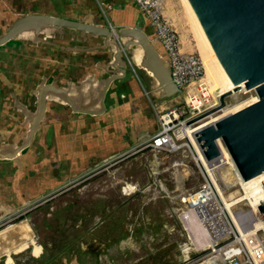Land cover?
Here are the masks:
<instances>
[{
	"label": "rangeland",
	"instance_id": "obj_1",
	"mask_svg": "<svg viewBox=\"0 0 264 264\" xmlns=\"http://www.w3.org/2000/svg\"><path fill=\"white\" fill-rule=\"evenodd\" d=\"M65 5V0H0V15L4 18L1 24L26 12L52 15L51 13H61L62 6L72 8L70 4ZM133 15L135 19H140L133 5L128 4L124 12L111 11L106 17L111 24L120 25L121 20L133 19ZM166 15L177 30L184 49L196 53L201 60V43L181 0H172ZM102 21L106 24L103 17ZM23 46L29 49L27 55L23 51H10L17 47L16 44L0 48V89H6L7 92L9 86V90H19L21 86L22 99L30 106L33 105L32 98L26 97L30 88L23 90L22 85L23 79L37 60L40 62L38 71L43 70L47 60L54 64L58 61L57 66L60 68L69 67L67 65L70 63L78 69L81 64L84 73L94 72L95 57L105 60L102 54L81 57ZM128 67V73L133 79L137 80L139 76L144 79L138 71L136 73L133 68V72L129 65ZM17 70L21 72L20 79L15 76ZM19 80L22 81L18 82ZM138 86V101L143 100L149 107L146 113L153 115V118L145 120L148 128L154 126V120L157 124V112L172 109L181 103V97L177 96L150 103L147 88ZM210 90L213 91L211 87ZM255 96L253 90L230 94L224 99V108L231 110ZM14 113L10 101L5 100L3 108H0V132L15 131L19 138L23 130L18 126L14 127L18 122V116ZM136 116L142 117V113H137ZM206 121L204 119L197 126ZM137 131L136 128L130 132V136H134ZM156 131L155 127L151 133ZM130 143L134 144L135 140ZM116 145L115 141L114 146ZM113 151L108 147L105 153ZM190 154L189 148L184 146L172 154L141 148L129 149L117 153L112 157L117 156L116 158L106 163L100 162L93 166L90 172L67 181L70 188L62 194H55L57 188L34 189L31 194L22 187L23 178L20 173L14 172L12 175L11 163L0 162V202L14 209L11 214L0 218V222L7 223L0 230L17 221H11L15 213L27 212L30 208L33 209L19 220H28L34 230V238L20 250L12 247L8 251H0V264H178L181 259L178 248L185 242L182 225L178 222L177 209L182 206L179 195L183 190H197L203 182L202 174ZM21 156L19 160L23 162ZM223 171L226 173L216 172L215 182L220 191L222 185H229L225 199L237 200L239 197L236 195L233 172L229 168ZM24 177L29 179L30 176ZM131 187H135L134 193L128 190ZM48 198L51 199L47 200ZM186 228L194 233L192 228ZM198 245L205 247L201 241ZM40 249L41 256L38 255Z\"/></svg>",
	"mask_w": 264,
	"mask_h": 264
},
{
	"label": "water",
	"instance_id": "obj_2",
	"mask_svg": "<svg viewBox=\"0 0 264 264\" xmlns=\"http://www.w3.org/2000/svg\"><path fill=\"white\" fill-rule=\"evenodd\" d=\"M109 1L134 4L133 0H92L87 2L86 13L79 19L26 12L1 24L4 18L0 15V47L16 42L73 56L99 53L105 58L93 64L94 72H87L74 82L64 83L59 82V78H51L47 83L48 77H41L31 90L35 100L33 112L11 92L12 109L21 113L26 128L19 138L15 131L0 132V161L14 164L20 161V154L31 145L50 105L67 107L75 115L101 116L106 109L105 99L110 85L120 79L118 74L129 71L128 61L145 79L150 103L179 94L171 82L169 60L156 40L151 22L142 14V28L124 26L112 31L101 21L98 8V3L106 6ZM187 2L217 62L234 86L232 91L237 92L243 86L245 90H253L258 98L256 102L203 127L194 138L208 162L220 156L219 141L240 179L251 180L264 174V0ZM230 94V91L220 94L218 106L197 120L221 110L224 99ZM151 135L149 132L143 134L130 150ZM90 171L88 169L84 174ZM257 208L264 220V203ZM13 211L8 204L0 202V218Z\"/></svg>",
	"mask_w": 264,
	"mask_h": 264
},
{
	"label": "built area",
	"instance_id": "obj_3",
	"mask_svg": "<svg viewBox=\"0 0 264 264\" xmlns=\"http://www.w3.org/2000/svg\"><path fill=\"white\" fill-rule=\"evenodd\" d=\"M171 1L133 0L155 30L156 40L169 60L171 82L179 90L177 97H181V103L177 106L157 112V131L136 148L169 154L177 152L182 146L188 148V134L194 136L199 131H194L200 120L197 119L215 109L220 97L206 84L199 56L184 49L177 30L166 15ZM98 8L106 21L105 25L113 31L115 27L106 17L109 7L98 3ZM128 65L134 72L129 61ZM209 164L214 177L223 166L233 172L239 198L230 206V211L226 209L221 195L226 194L229 185H222L220 193L211 178L202 172L203 182L197 190L181 192L179 198L182 206L177 210L185 242L178 248L181 258L178 264H264V220L259 211L257 214L251 211L246 198L249 193L255 195L258 182L243 188L236 171L229 164H222L221 152ZM263 183L264 178L259 184ZM132 188L134 193L135 187ZM256 199L258 206L264 203L260 197ZM186 226L192 228L194 233H190ZM199 241L205 247H200Z\"/></svg>",
	"mask_w": 264,
	"mask_h": 264
},
{
	"label": "flooded vegetation",
	"instance_id": "obj_4",
	"mask_svg": "<svg viewBox=\"0 0 264 264\" xmlns=\"http://www.w3.org/2000/svg\"><path fill=\"white\" fill-rule=\"evenodd\" d=\"M9 44L17 45L15 49L11 48L10 51L16 53L17 51L18 52L20 51V53H22L23 51V54L26 53L27 55L29 49L24 47L22 44L16 42H10L6 45ZM36 49L37 48H35L34 50ZM91 54H94L95 56L98 55L99 53H91ZM83 55H89V53L79 54V56L81 57H84ZM96 58L97 57H95L96 61L101 60ZM39 64L40 62H38V60L34 62L32 67L30 68V71H28L27 77L23 79V85H22L23 90L30 88L29 89L30 91L28 90L26 92L27 93L26 97L32 98L33 105L30 106V104L26 103V100L22 99L20 93L21 86L19 90H17L16 88H15L16 90L14 89L9 90L10 88L9 86L7 92H5L6 89L4 91L0 89V99H1L0 108H3L4 102L7 99L10 101L12 108L13 99L11 97V92H13L14 95L17 97L18 101L22 105H26V107L29 110H31L32 112L34 111L35 100L31 95V90L37 86V84L41 80V77L46 75L48 77L47 82H49L50 79L52 78V75L58 69H60L59 66L55 68V64H53V61L51 62L46 60V66L43 68L42 71H38ZM80 65H78L79 68ZM20 73L21 72L18 70L15 72L16 78L20 79L19 76ZM118 75H121L120 79L113 81L112 84L110 85L108 95L106 96L105 99L106 109L101 116L88 117L85 115H75L72 114L71 110L68 109L67 107L56 106V105L49 106L45 114L44 122L40 123L39 129L34 135L31 145L20 154L22 155L21 157L23 159V162L20 161L17 164H13V162H10L11 165L13 166L12 175L14 174V172L20 173V177L23 178L22 187L27 189L28 192L32 194V191L34 189L42 190L44 188H48V189L57 188L55 194H62L64 191L70 188V185L67 186L66 184L67 181L73 180L74 178H78L80 177L79 175H84L86 169H88L90 166L92 167V165H96L98 162L95 161L93 158L95 152L87 151V150L85 152V150L79 149V145L89 144V142H91L92 139L95 138V135L92 134V131H94V133L100 132L99 127L102 124L104 125L106 123V125L109 126V128L104 131L107 132L106 136H102V138L107 139V141L105 142L106 144H108L109 142L108 140L110 139L111 147H114L115 141L117 145H119L121 142L130 145L131 141L133 140L136 141L146 132L151 133V130H153L155 127L157 128V124L155 120H154V126H151L149 128L146 127L145 120L153 118V115L152 113H150L149 116V114L146 113L147 111H149L148 109L149 107L146 106L143 100H139L138 102L130 104L128 106L127 105L123 106L118 112L117 110H113V108L111 107H107V102L109 98L113 99L114 104H117L119 101H122L120 100L121 97L123 98V101L128 102L129 100H131L133 96L139 95L140 91L138 85L147 87L146 81L144 79L143 80L140 79V76L139 77L137 76L138 79L135 80L127 71L124 74H118ZM141 78L143 77L141 76ZM21 81L22 80H19L18 82ZM25 84H28V86L26 87ZM137 113H142V117L136 116ZM14 114L18 116L17 117L18 122L15 124L14 127L18 126L19 129L22 130L25 129L26 125L23 124V117L21 113L15 112ZM136 128L138 129L137 133L134 134V136L132 135L131 137L130 132H132ZM72 131H74V133L76 134V136L73 139V144L75 145L76 149L75 151L72 152V154H74V158L81 157L82 162L81 161L77 162L73 158H67L70 153V151L68 150V142H69L68 140L70 139L69 135ZM52 149H55L53 153H52ZM82 151H84L86 155H84ZM96 156L99 158L101 157L99 154H96ZM109 156L104 155V157L106 158ZM101 158H103V155ZM78 166L83 167L82 170H79L82 171L81 173L76 172V168ZM25 175L30 176L29 179H25L28 178V177H24ZM55 194H51V195L55 196ZM51 198H48L47 200H50ZM32 209L30 208L27 212L15 213L14 216L11 218V221L12 220L13 221L17 220V221L11 224H19V223L30 224L28 220H19V219L22 218ZM6 224H7L6 221L0 222V227ZM33 231L34 230L32 229V231L29 232V234L25 235L26 239L21 240L20 242H18L17 245L14 244L15 242L14 239L13 242H10V245L7 244V246H2L1 248L4 249L12 248V247L18 248L20 246L28 244L27 242H29L31 238H34ZM36 241L38 243L37 236H36Z\"/></svg>",
	"mask_w": 264,
	"mask_h": 264
},
{
	"label": "bare ground",
	"instance_id": "obj_5",
	"mask_svg": "<svg viewBox=\"0 0 264 264\" xmlns=\"http://www.w3.org/2000/svg\"><path fill=\"white\" fill-rule=\"evenodd\" d=\"M181 2L183 4V7H185V10L188 13L190 20L192 21L194 30H195L196 35L198 37L197 39L201 43V45L199 46V55L201 57L202 65L204 67V80H205L206 84L208 86H210L213 91L218 92L219 93L218 95L224 94L227 91L232 92V94H236L237 92H242V91L245 92L246 90L243 88V86H241V89H239V91H237V92L232 91V90H234V86L232 85V83L230 82V80L228 79V77L226 76V74L224 73L222 68L220 67L219 63L217 62V60H216V58H215L207 40H206V38H205V36H204V34H203L199 24H198L193 12H192L187 0H181ZM257 100H258V98H257V96H255L251 100H249L248 102L240 104L239 106L236 105L235 108H233V109L230 108L231 110H228V111L223 107L221 110H218V111L200 119L199 122L197 123V125L201 121H203L204 119H207V121L204 122L203 124H200L199 126L196 125V128L194 129V131L197 132L198 130L202 129L203 127H205L207 125L214 124L215 122H217L222 117H224L228 114L234 113V112L256 102ZM230 101H231V99H230ZM217 112H220L221 114L219 113L218 115H216L215 113H217ZM217 145H218L219 150L221 152L222 164H225V165L229 164V166H231L232 169H234V166L232 164V161H231L229 154L227 153L226 149L223 147V145L219 141L217 142ZM187 146L190 150V153H191L190 155H191L192 160L195 163L197 162L196 165H197L199 171L202 172L203 174H205V176L208 175L209 178H211V180L215 183L216 187H218L216 182H215L214 176H213V171L210 168V164H209L210 162H208L204 159L202 152L199 149V146L196 143V140H195L193 134H188ZM179 165L180 164H177V166H179ZM226 169H227L226 166L219 168V170H221V174L226 173L225 171H223ZM234 171H235V169H234ZM263 178H264V174L259 175L255 178L251 179V180H248V181H242L240 179V184L242 185L243 188H246L247 186H250V185L258 182V187L255 190V195L253 193H249L246 195V198H247V200H249V203L251 205L250 206L251 211L254 212L255 214H257V212H258L257 206L259 204L257 202L256 197L257 198L260 197V201H264V183H263V185L259 184V182H261V180ZM132 189L133 188L131 187L128 190L131 191ZM163 190H164V188H163ZM219 192H220V190H219ZM230 198H232V197H230ZM221 199H222V202L224 203L225 208L228 209L229 211H230V206H232L236 202V200H232V199H230L229 201H226L223 195H221ZM261 224L262 223H258V225H261ZM31 231H32V227L30 224L19 223V224H11V225L7 226L6 228H4L3 230L0 231V248L2 246H7V244L10 245V242H13L14 239H15L14 244L17 245L18 242H20L23 239H26L25 235L29 234V232H31Z\"/></svg>",
	"mask_w": 264,
	"mask_h": 264
},
{
	"label": "crops",
	"instance_id": "obj_6",
	"mask_svg": "<svg viewBox=\"0 0 264 264\" xmlns=\"http://www.w3.org/2000/svg\"><path fill=\"white\" fill-rule=\"evenodd\" d=\"M35 1H37V0H35ZM87 2L90 3V2H92V0H65V4L66 5L67 4L72 5V8H69V9L67 7L63 8V6H62L63 11H61V13H58V14L57 13H51V14L59 16V17H63V18H68V19H79L80 17H83V15L86 13V4H87ZM105 4H106V7H109L108 13H110L111 11L124 12L126 10V6L129 3L128 4H124V3L120 2V1H115V2L114 1L113 2L109 1V2H106ZM131 5H133L134 11L139 14L140 19L139 20L135 19V15H133L134 16L133 19L132 18H127V19L121 20L120 21V25L112 24L115 28L124 27V26H136V27H139V28L143 27L144 20H143V16H142L141 12L138 10L137 7L134 6V4H131ZM125 17H127V16L125 15ZM53 64H54V62H53ZM57 64H59L58 61L56 62L55 65L57 66ZM67 66H69V67H66V66L63 67L62 66L60 68V71H58V72L56 71L52 75V78L53 79L59 78V82L66 83L68 81H73L74 82V80L76 81L78 79H81L82 76L86 74V73L83 72L84 69L81 66L78 69H75L74 65L72 66L70 63ZM49 82H47V83H49ZM120 102H122V103H120ZM136 102H138L137 96H133L131 98V100H129L128 102L122 100V101H119L117 104H114L113 99L109 98V100L107 102V107H111V108H113V110H117V112H118L121 109V107L126 106V105L128 106V105L136 103ZM108 128H109V126H107L106 123L104 125L102 124L99 127V131L100 132H95L94 133V131H92V134L95 135V138L92 139V141L89 142V144L79 145V149L85 150V152H86V150L95 152V154L93 155V158H94L95 161L98 162L96 165H98L100 162H103L104 159H106V157L104 159L101 158L102 155L103 156L104 155L105 156L106 155H108V156L110 155L109 157H107V159H108L110 157H113L117 153L129 150L134 145V144H131V143L129 145V144H126L124 142L123 143L121 142L119 145L111 147V140L110 139L108 140L109 141L108 144H106L105 142L107 141V139L106 138H102V136H106L107 132H104V131L106 129H108ZM96 135H97V137H96ZM69 136H70V139L68 140L69 141L68 142V150L70 151V153H69L67 158H73L77 162H79V161L82 162V158L81 157L74 158V154H72V152L75 151V149H76L75 145L73 144V139L76 136V134L74 133V131H72ZM108 147H111L112 149H114V151L110 152V153H105V152H107ZM54 151H55V149H52V153ZM82 152H83L84 155H86L84 151H82ZM96 154H99L101 157L100 158L97 157ZM96 165H92V167L96 166ZM92 167L90 166L88 169H90ZM82 168L83 167L78 166L76 168V172H80L81 173L82 171H79V170H82ZM88 169H86V170H88ZM21 247H23V246H20V247H18L16 249L20 250ZM7 249H10V248H6V249L0 248V251L1 252L2 251H8ZM41 253H42V250H41L40 254ZM40 254H38V255H40Z\"/></svg>",
	"mask_w": 264,
	"mask_h": 264
}]
</instances>
